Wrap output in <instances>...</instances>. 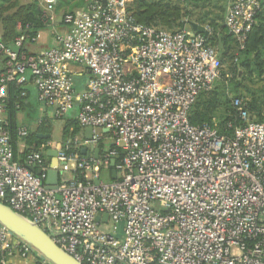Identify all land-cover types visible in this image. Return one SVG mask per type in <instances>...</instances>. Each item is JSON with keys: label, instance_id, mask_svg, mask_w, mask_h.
I'll return each mask as SVG.
<instances>
[{"label": "built area", "instance_id": "obj_1", "mask_svg": "<svg viewBox=\"0 0 264 264\" xmlns=\"http://www.w3.org/2000/svg\"><path fill=\"white\" fill-rule=\"evenodd\" d=\"M59 1L40 0L47 27L60 17L69 26L55 47L24 53L40 32L23 33L11 45L0 32V113L9 86L24 83L30 72L38 100L54 118L66 120L77 108L81 132L55 147L59 182L48 189L46 154L54 144L21 163L0 118V202L82 264H264V121L253 120L240 97L233 106L244 124L231 137L190 120L199 95L221 75L217 49L189 28L137 23L131 0H91L61 16ZM260 9L261 0H234L227 11L225 24L240 50ZM85 74L79 89L75 77ZM29 133L17 129L19 137ZM103 171L111 182L102 180ZM9 245L34 255L0 224V264Z\"/></svg>", "mask_w": 264, "mask_h": 264}, {"label": "trees", "instance_id": "obj_2", "mask_svg": "<svg viewBox=\"0 0 264 264\" xmlns=\"http://www.w3.org/2000/svg\"><path fill=\"white\" fill-rule=\"evenodd\" d=\"M63 1L64 0L59 1L57 11H60L61 8L65 7L70 2V0H65L66 2ZM211 1L212 0H134L129 4V10L137 23L176 31L181 30L184 23L188 24L193 21L192 15L195 14V10L202 9V12H205V8L211 6L213 8L212 10H208L205 13L196 16V22L198 24L204 25L208 23L211 26H209L211 28L210 33L206 35L208 44L213 47L216 46L222 48V53H220L222 62L224 63L227 60H231L233 64L231 68L235 71V78L236 76H244L242 69H244V74L245 70L249 74L252 73V68L255 66L261 74L264 66V59H262V52H264V0H261V9L257 14L256 23L249 34L244 50L239 49L236 39L229 32L224 23L226 7L229 2H233L234 0H226L225 5L220 4L221 0H218L217 3H210ZM77 4L79 5V3ZM216 9L217 11H215ZM68 10L73 11L74 9L70 8ZM188 25L186 28H188ZM46 28L47 24L43 17V9L38 2L33 1L22 3L19 0H2L0 2V32L5 44L11 45L16 37L23 33L28 34L31 38ZM216 81V90H211L214 93L213 97L208 101L209 104L205 106L204 109H201L204 104L202 101V95H206L207 93L205 91L199 95L193 105L190 112V120L193 124L206 123L211 126H216L221 134L231 137L234 127L244 124V121L240 119L236 109L230 105V101L225 95L224 90L226 85L224 84L223 78ZM231 81L230 84L234 85ZM24 84L25 82L20 85L11 84L9 86V100L6 103V110L9 113L6 120L12 133L14 157L21 163L25 162L26 156L29 153L38 151L42 146L46 145L45 142L50 140L39 138L38 133L51 132L50 123H48L47 120H43L35 131H30L28 136L22 138L17 134L19 126L15 121V113L18 111L17 109H19L17 104H20L21 108L24 104V98L27 95V93L26 95H22L23 92H27ZM239 84L240 83H236L234 86L237 90ZM75 85L80 88L83 85L81 79L79 80L75 77ZM219 97L222 98V101H219ZM219 103L223 104L225 108L222 111L224 114L222 120L218 123L219 125H216L212 120L213 113L211 112L213 109L217 108ZM262 103H264V93ZM246 105L248 111L250 110L251 112L252 110L260 114L257 110V105H250L249 103H246ZM262 115L263 116L260 114L259 119H257L252 113H250L251 118L255 121H264V114ZM80 132L81 128L76 119L66 120L62 132V142H66L69 138L74 140ZM20 140L26 142V147L22 151H19L18 148ZM103 145L104 144L101 143L100 147L102 148ZM73 149L74 144L71 146L70 150Z\"/></svg>", "mask_w": 264, "mask_h": 264}, {"label": "rangeland", "instance_id": "obj_3", "mask_svg": "<svg viewBox=\"0 0 264 264\" xmlns=\"http://www.w3.org/2000/svg\"><path fill=\"white\" fill-rule=\"evenodd\" d=\"M1 1L2 0H0V2ZM33 1L38 2V4L40 5V0H33ZM86 1L87 0H70L69 4H67V5L71 9L84 8ZM133 1L134 0H131L130 3H132ZM217 1L218 0H212L210 3H215V2L217 3ZM63 2H66V1L64 0ZM225 2H226V0H221L220 4L225 5ZM77 3H79V5ZM231 4H232V2L228 3V5L226 7V12L230 8ZM212 9L213 8L211 6L210 7H206L205 8V12L208 11V10H212ZM64 10L65 9H61V11H59V12H62ZM199 10L200 9L195 10V14L192 15L193 16L192 17L193 21H195V22L197 21L196 16H198L199 14L205 13V12H202V9L200 11ZM215 11H217V9ZM194 19H196V20H194ZM207 25H208V28L211 27L208 23L204 24L203 26L206 28ZM51 27L52 26H49L46 29H44V31L42 30V35H45V34L49 33L51 30L54 29V28H51ZM188 28L192 29L190 25H188ZM63 31H64L63 28L55 29V33L65 35V33ZM40 41H41V39H40ZM30 43H32L31 44L32 48H34V47L39 45L36 42L27 41V44H30ZM215 48L217 49V52H218V58L220 60V69H221V75L219 76L218 79H220V78L222 79L223 78L224 84L226 85L225 90H224L225 91V95L228 97V99L230 101V105L232 107H234L233 106V100L236 97H241L242 99H244V101L246 103H249L250 105L251 104L257 105V107H258L257 110L260 112L261 116H263L262 114H264V106H263L264 103H262V99H263V93H264V66H263V72L261 74L258 72V70H257V68L255 66V67L252 68V73L249 74L245 70V74H244V69H242L244 76H241V77H237L236 76V78H235V71H233L232 68H231L233 66L231 60H227L226 62L223 63L222 59H221V54H220V53H222L221 52L222 48L216 47V46H215ZM262 53H263L262 54L263 55L262 59H264V52H262ZM230 81L233 82L234 85L230 84ZM215 83H214L213 87L209 91H206L207 92L206 95L205 94L202 95V101H203L204 104L201 107V109H204L205 106H207L209 104L208 101L210 100V98L213 97V93L214 92H212V91L214 89L216 90V88H215L216 84ZM236 83H240L238 90L234 87ZM220 100L222 101L221 97H219V101ZM40 104L41 103L37 101V108L38 109H36V111L34 113L35 117L39 114ZM198 104H199V102H198ZM197 105H196V107H197ZM224 108H225V106L223 104L219 103L217 105V108L213 109L212 112H211V113H213V119L212 120L214 121V123L216 125H219L218 123H220V121L222 120V116L224 115L222 113V111L224 110ZM194 110H195V107H194ZM249 112H250V110H249ZM77 113H78V110L75 108L74 110H72V112L69 114V116H68V118L66 120L75 119ZM250 113H252L255 118L259 119V117H260L259 115L260 114L258 112H254V111L251 110ZM3 115H5V112L4 113H0V116H3ZM66 120L65 119L62 120V119L52 118L50 120V122H49L50 125H51V132H50L51 137H50V140L53 141L54 145L56 147H58V148H60L62 146V143H63L62 142V132H63V127H64V124H65ZM64 175H65V177H68V176L70 177V173H64ZM71 175H72V173H71ZM102 180L104 182H111L113 179L108 176L107 171H103Z\"/></svg>", "mask_w": 264, "mask_h": 264}, {"label": "crops", "instance_id": "obj_4", "mask_svg": "<svg viewBox=\"0 0 264 264\" xmlns=\"http://www.w3.org/2000/svg\"><path fill=\"white\" fill-rule=\"evenodd\" d=\"M26 1L32 2L33 0H29V1L28 0H20V2H22V3H27ZM89 1H91V0H87L85 2L84 8H78V9H86L88 7ZM61 9H65V10L62 12L58 11L60 16L63 15L64 13L68 12L69 11L68 9H70V7L65 6ZM61 9H60V11H61ZM78 9H74L73 11L78 10ZM226 14H227V12H226ZM226 14L224 17V23H225V19H226ZM67 26L68 25L65 24L61 18V20H59L56 25L51 27L54 29L51 30L49 33L42 35V31H40V35H39L38 40L34 41L37 44H39L38 46L32 48L31 47L32 43L27 44V42H26L24 44L23 48L20 49V51L22 50L24 53H28V54L41 53V52H44L50 48L55 47L57 44V40H56L57 36L62 35V34L55 33V29L63 28V30H64L63 32L66 33L69 30V26L68 27ZM40 39H41V41H40ZM18 51H19V49H18ZM3 69H4V59H3V57H0V74H1ZM76 78H78L79 80L81 79V83L84 84V82L88 78V74H85L84 76H76ZM83 86L84 85H82L80 88H82ZM24 87H25V90L27 91L26 92L27 95L24 98V104L21 106V108L17 109L18 111H16V113H15V121L19 127H25L26 126L30 129V131H35L36 128L38 127V120L40 118H42L43 120H47L48 123L50 122V120L52 118H54L53 114H52V108L43 105L38 100L37 89H36V86L32 80L30 72L26 73V81H25ZM37 101L40 102L41 104H40L39 114L35 117L34 113H35L36 109H38L37 108ZM8 116H9V113L6 110L5 115L0 116V118H6L7 119ZM39 134H50V133H38L39 138L46 139V138L39 136ZM47 142H51L54 144V142L51 140H49ZM47 142H45V143L47 144ZM25 147H26V142L24 140H20L18 143L19 151L24 150ZM55 147L56 146L54 145L53 148L50 149L49 151H47V154H46V161L48 163V166L50 167V169L47 170V178L45 179V185L46 186H54L55 185L54 183L51 182V179L48 178L49 177L48 174L51 170L56 169L58 172V163H57L56 158L53 155L48 154L50 151H54L55 149H57ZM34 170L37 173H39V171H41V168L40 167H34ZM58 174H59V172H58ZM33 250H34L33 256L29 255L28 257H24L21 255L20 251L16 247L9 245V247L6 249L5 254H4L3 264H42L43 263L42 260L44 257L39 252H37L34 248H33ZM48 264H52V263L50 261H48Z\"/></svg>", "mask_w": 264, "mask_h": 264}, {"label": "water", "instance_id": "obj_5", "mask_svg": "<svg viewBox=\"0 0 264 264\" xmlns=\"http://www.w3.org/2000/svg\"><path fill=\"white\" fill-rule=\"evenodd\" d=\"M59 20H61V17ZM188 24L191 26L193 31L208 35V31L203 25L196 22H189ZM188 24L184 23L183 28H186ZM85 133L86 137L91 138L92 128H86ZM39 136L49 139L51 134H39ZM99 150V148L95 149L96 158L99 157ZM57 152L58 150L55 149L54 151H50L48 154L53 155L58 163ZM86 152L87 148H83L81 150L82 154H86ZM112 165H114V161H112ZM28 168L34 171L33 166L28 165ZM39 173H41V171H39ZM48 176V178L51 179V182L55 185L46 187L48 189H56L59 182V174L57 170H51ZM113 177H116V171H113ZM95 183H99V179H96ZM107 217L108 215L106 214L105 218L107 219ZM96 219L99 220L100 218L97 217ZM0 224L6 226L16 237L31 245L52 264H82L72 255L63 250L39 225L13 210L10 206L3 202H0Z\"/></svg>", "mask_w": 264, "mask_h": 264}]
</instances>
